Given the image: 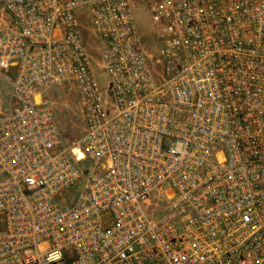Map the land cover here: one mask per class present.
I'll use <instances>...</instances> for the list:
<instances>
[{
    "label": "built area",
    "instance_id": "built-area-1",
    "mask_svg": "<svg viewBox=\"0 0 264 264\" xmlns=\"http://www.w3.org/2000/svg\"><path fill=\"white\" fill-rule=\"evenodd\" d=\"M161 1L0 0V264H264V0Z\"/></svg>",
    "mask_w": 264,
    "mask_h": 264
},
{
    "label": "rangeland",
    "instance_id": "rangeland-1",
    "mask_svg": "<svg viewBox=\"0 0 264 264\" xmlns=\"http://www.w3.org/2000/svg\"><path fill=\"white\" fill-rule=\"evenodd\" d=\"M161 2V0H134L133 2L139 34L142 37L144 46L150 51L158 48L160 22L156 19L153 9L157 3L158 6L160 4V7H162ZM76 15L81 23L87 42L90 45H93L92 18L89 12L83 8L78 10ZM6 16L7 15L0 8V20ZM98 75H100V73H98ZM2 87L3 81L0 80V89ZM3 95L4 90L1 89L0 98L4 99ZM42 97L43 100L49 101L53 106L65 143L73 146L80 139L85 130L78 92H76L71 85H58L44 90L42 92ZM75 191L77 192L78 189H73V192ZM164 216L165 214H162L158 218Z\"/></svg>",
    "mask_w": 264,
    "mask_h": 264
}]
</instances>
